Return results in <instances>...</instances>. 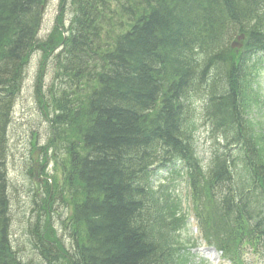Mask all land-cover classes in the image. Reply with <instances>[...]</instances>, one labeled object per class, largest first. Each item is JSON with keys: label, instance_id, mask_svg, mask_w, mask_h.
Here are the masks:
<instances>
[{"label": "trees", "instance_id": "1", "mask_svg": "<svg viewBox=\"0 0 264 264\" xmlns=\"http://www.w3.org/2000/svg\"><path fill=\"white\" fill-rule=\"evenodd\" d=\"M47 2L0 0V264H26L8 239L7 129L35 53L42 61L52 55L47 146L65 151L62 189L73 203V250L33 230L41 255L53 264H186L175 241L184 215L169 186L154 190L149 178L153 165L178 162L195 203L212 206L204 220L207 237L231 253L241 239L235 234L239 215L264 213V164L255 159L240 112L256 95L260 62L252 55L261 30L249 28L247 18L264 28V0H69V26L60 14L39 39ZM182 23L189 29L180 31ZM244 30L236 53L229 40ZM210 41L219 55L193 52L195 44ZM216 65L222 75L211 73ZM41 78L43 69L35 82L39 102ZM189 87L207 96L203 117L225 141L207 176L195 161Z\"/></svg>", "mask_w": 264, "mask_h": 264}, {"label": "rangeland", "instance_id": "2", "mask_svg": "<svg viewBox=\"0 0 264 264\" xmlns=\"http://www.w3.org/2000/svg\"><path fill=\"white\" fill-rule=\"evenodd\" d=\"M60 6L61 4L58 0H49L48 4H46L42 24L39 29V35L42 37H45L51 30L57 15L61 12ZM65 7L64 18L66 20L65 24H67L72 16L69 0ZM40 69H43L41 92L43 95L48 94L49 86L53 79L52 55H50L49 59L41 62L40 55L35 53L30 57L26 66L25 78L20 92L15 98L11 121L7 129L8 155L6 174L9 182V237L13 251L17 253V256L22 261L28 262V264H46L45 260L42 259L37 250L32 246L34 238L32 237L30 227L31 222L35 218L37 219V212L41 214L44 222L48 217V214L44 213L42 209V191L37 196L38 206L34 205L32 200V193H34L32 179L27 175V170L32 164V156L37 153V148L45 147L48 157H50V151L58 152L56 158H51V161L44 165L43 169L48 180L52 181V177H54L60 182L62 178V150L59 148L50 149L46 142L49 136V127L45 116H49V108H47V102L42 101L40 103L35 96L36 76ZM260 86L264 95V73L260 76ZM202 105L203 103L199 100L193 101V119L196 125V151L199 158L205 163L209 158L210 148L201 117ZM42 106L46 115H44L41 109ZM262 112L264 114L263 109ZM162 174L166 176L164 172ZM176 176L178 175H174V177ZM175 186L177 188L176 194H179L177 195L180 196L182 201H187L188 191L183 175L176 177ZM50 202L53 208L50 215L52 225L57 230V235L61 242L64 243L68 251H72L71 238L68 235V230L63 227V223L67 221L69 215V206L61 198L60 200L54 198ZM191 220L189 219L187 228L181 232V245L183 240L187 242L189 239L193 241L192 244L194 243V246H191L190 249L191 255L188 264H223L221 259L216 256H220L218 252H214L216 255L212 253L211 257H208L198 251L197 246L202 247L206 251H210L211 248L207 245L206 247L203 246L202 241L195 235V224ZM248 257L252 261V264L254 262L256 264H264V256L253 257L249 255Z\"/></svg>", "mask_w": 264, "mask_h": 264}, {"label": "bare ground", "instance_id": "3", "mask_svg": "<svg viewBox=\"0 0 264 264\" xmlns=\"http://www.w3.org/2000/svg\"><path fill=\"white\" fill-rule=\"evenodd\" d=\"M263 16H264V14H263ZM247 21L250 22V23H248L249 28H251V26H255L256 28L261 30V34H262V35H260V34L258 35L260 37L261 44H259L258 47L253 48V52H255L252 55L253 59H255V60L260 59L259 61L264 60V28L256 20L253 21V20H250V18H247ZM179 26H180L179 27L180 31H186L189 29V27L185 23H182ZM232 27H233V25H230V30L232 29ZM118 30H120V29H118ZM249 30L251 32L252 29H249ZM211 43H214V42L210 41V42L197 43V44H195L197 46V48L193 52L212 53L215 55H219L220 52H219L218 47L214 44H211ZM157 66H158V64H157ZM177 67H178V64H177ZM222 69H223V67H220V66L217 67V65L215 67L211 68L212 71H214L215 73H219L221 75H222ZM41 80H42V78H41ZM193 92H194V89L192 87H189V91H188L187 96L190 97L192 95L191 101L195 100L197 98V96L199 95V93L193 94ZM49 95H50V91L48 92V94H46V95L44 94L43 98H46V96H49ZM186 118H187V115H186ZM138 124H140V122ZM142 134H143V132H142ZM141 170H143L144 172L147 171V169H141ZM154 175H155V172L151 171L149 174V178L154 177ZM36 216H37V219L35 218L36 220L34 219L31 222L30 227L32 228V230H34L36 232H40V230L44 227V221H43V218L39 212H37ZM48 240L50 243L54 242V239L51 236L48 237Z\"/></svg>", "mask_w": 264, "mask_h": 264}, {"label": "water", "instance_id": "4", "mask_svg": "<svg viewBox=\"0 0 264 264\" xmlns=\"http://www.w3.org/2000/svg\"><path fill=\"white\" fill-rule=\"evenodd\" d=\"M32 173V168L28 171V174H31Z\"/></svg>", "mask_w": 264, "mask_h": 264}, {"label": "flooded vegetation", "instance_id": "5", "mask_svg": "<svg viewBox=\"0 0 264 264\" xmlns=\"http://www.w3.org/2000/svg\"><path fill=\"white\" fill-rule=\"evenodd\" d=\"M41 181V178H38Z\"/></svg>", "mask_w": 264, "mask_h": 264}]
</instances>
